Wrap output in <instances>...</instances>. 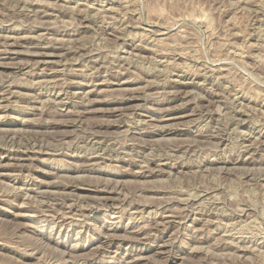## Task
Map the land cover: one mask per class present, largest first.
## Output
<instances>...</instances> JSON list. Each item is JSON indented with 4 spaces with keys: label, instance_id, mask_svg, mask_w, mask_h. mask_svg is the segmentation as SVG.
<instances>
[{
    "label": "rangeland",
    "instance_id": "1",
    "mask_svg": "<svg viewBox=\"0 0 264 264\" xmlns=\"http://www.w3.org/2000/svg\"><path fill=\"white\" fill-rule=\"evenodd\" d=\"M0 42V264H264V0H0Z\"/></svg>",
    "mask_w": 264,
    "mask_h": 264
},
{
    "label": "bare ground",
    "instance_id": "2",
    "mask_svg": "<svg viewBox=\"0 0 264 264\" xmlns=\"http://www.w3.org/2000/svg\"><path fill=\"white\" fill-rule=\"evenodd\" d=\"M112 7H113V6H112ZM45 8H46V7H45ZM97 10H98V9H97ZM43 11H44V10H43ZM14 36H15V35H14ZM31 37H32V36H31ZM24 39H25V38H24ZM31 39H32V38H31ZM20 41H21V40H20ZM44 41H45V40H44ZM7 42H8V41H7ZM7 42H6V43H7ZM17 42H18V41H17ZM23 42H24V41H23ZM33 42H34V41H33ZM0 43H1V42H0ZM10 43H11V41H10ZM12 43H13V42H12ZM12 43H11V44H12ZM19 43H20V42H19ZM19 43H18V44H19ZM14 44L16 45V43H14ZM26 44H27V43H26ZM55 44H56V43H55ZM8 45H9V44H8ZM12 45H13V44H12ZM38 45H39V44H38ZM38 45H37V46H38ZM50 45H51V44H50ZM56 45H57V44H56ZM10 46H11V45H10ZM23 46H24V45H23ZM35 46H36V45H35ZM35 46H34V47H35ZM39 46H40V45H39ZM51 46H53V45H51ZM31 47H32V46H31ZM34 47H33V48H34ZM45 47H46V46H45ZM45 47H44V48H45ZM53 47H54V46H53ZM55 47H56V46H55ZM55 47H54V49H52V48L49 49L50 47L46 48V50H44V53L42 52V50H43V49H42L41 52L43 53V57L46 58V57H54V56H57V55L60 53V52H59L60 49L58 48V49H59V50H58V49H56ZM57 47H58V46H57ZM25 48H26V47H25ZM27 48H29V47H27ZM13 49H14V48H13ZM17 50H19V49H17ZM20 50H22V49H20ZM62 50H63V49H62ZM62 50H61V52H62ZM28 51H29V50H28ZM35 51H37V50H35ZM169 52H170V51H169ZM63 53H64V52H63ZM37 57H38V56H37ZM60 58H61V57H60ZM39 59H40V58H39ZM46 59H47V58H46ZM41 60H43V59H41ZM63 60H64V59H63ZM43 61H44V60H43ZM54 61H57V60H54ZM39 62H41V61H39ZM47 62H49V61H47ZM20 63H21V62H20ZM42 63H43V62H42ZM49 63H50V62H49ZM0 65H1V63H0ZM18 67H19V66H18ZM18 67H17V69H18ZM20 67H21V66H20ZM20 67H19V68H20ZM46 72H47V71H46ZM60 74H61V73H60ZM50 75H51V74H50ZM54 75H55V74H54ZM83 78H84V77H83ZM49 79H50V78H49ZM48 81H49V80H48ZM117 83H118V82H117ZM165 87H166V86H165ZM97 89H98V88H97ZM176 89H177V88H176ZM170 90H171V89H170ZM89 91H90V90H89ZM128 98H129V97H128ZM52 99H53V98H52ZM214 100H215V99H214ZM56 102H57V101H56ZM117 108H118V107H117ZM175 117H176V116H175ZM181 118H182V117H181ZM164 119H165V118H164ZM116 121H117V120H116ZM163 125H164V124H163ZM167 125H168V124H167ZM180 126H181V125H180ZM9 148H10V147H9ZM147 165H148V164H147ZM102 182H103V181H102ZM71 185H72V184H71ZM114 187H115V186H114ZM71 188H72V187H71ZM73 188H74V187H73ZM87 188H88V187H87ZM30 193H31V192H30ZM197 205H198V204H197ZM24 213H25V212H24ZM148 215H149V214H148ZM201 247H202V246H201ZM69 260H70V259H69Z\"/></svg>",
    "mask_w": 264,
    "mask_h": 264
}]
</instances>
